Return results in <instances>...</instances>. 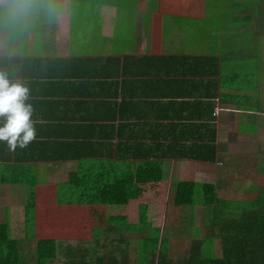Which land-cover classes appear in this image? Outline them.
Returning <instances> with one entry per match:
<instances>
[{
    "label": "crops",
    "instance_id": "0c3cea01",
    "mask_svg": "<svg viewBox=\"0 0 264 264\" xmlns=\"http://www.w3.org/2000/svg\"><path fill=\"white\" fill-rule=\"evenodd\" d=\"M0 75L28 89L33 120L43 121L25 149L0 142V224L18 242L19 264H35L44 239L58 246L50 264H159L152 244L179 243L152 225L165 204L154 199L172 195L173 182L222 183L218 197L230 202L221 194L264 191L229 186L264 175V0H0ZM146 165L164 170L133 205L149 203L146 224L132 208L79 200ZM92 218L93 234L72 233ZM219 257L216 246L204 259Z\"/></svg>",
    "mask_w": 264,
    "mask_h": 264
},
{
    "label": "trees",
    "instance_id": "16d2710c",
    "mask_svg": "<svg viewBox=\"0 0 264 264\" xmlns=\"http://www.w3.org/2000/svg\"><path fill=\"white\" fill-rule=\"evenodd\" d=\"M215 150L211 151L212 158L209 162L216 161L217 151ZM198 159L200 158L198 157ZM130 174L131 176L127 178L104 179L100 192L79 194L78 198L80 201L90 204H106L108 207L118 208L120 211H124L127 207L132 208L134 211L132 217H136L137 223L146 224L151 213L149 203L140 204L137 209L133 208V205L136 203L135 200H138L143 194L140 186L163 181L164 170L162 166L156 168L146 165L137 170L131 168ZM133 174L135 175L133 176ZM219 184H197L198 190L196 189V192L192 193V201L196 205L204 204L210 214L214 213L215 222L210 227L209 233L211 238L217 241L216 246L221 252V257L211 259V261L205 260L202 257V242H196L200 244L193 242L190 258L186 264H193V255L198 257L199 264H264V191L245 192L241 197L239 196V200L237 199L242 203L236 208L234 207L232 211L231 206L234 202L218 197ZM176 187L177 184L174 189ZM175 192L177 193V189L174 190ZM200 195L202 197H199ZM132 201H134L133 205ZM30 202L31 207L25 205V216H30L34 211L35 202L33 199ZM205 228L208 231L209 227ZM152 245L155 249L160 245L159 264H169L167 255L163 254V250L167 246L169 247L164 239L161 243L155 241ZM140 248L143 250V246ZM35 251V264H50L57 257V242L52 239L39 240L36 243ZM18 252V242L11 238L9 227L0 224V264H19ZM196 263L198 264V261Z\"/></svg>",
    "mask_w": 264,
    "mask_h": 264
},
{
    "label": "rangeland",
    "instance_id": "374dc122",
    "mask_svg": "<svg viewBox=\"0 0 264 264\" xmlns=\"http://www.w3.org/2000/svg\"><path fill=\"white\" fill-rule=\"evenodd\" d=\"M232 12V11H230ZM264 151V149H263ZM264 156V155H261ZM223 165H220V167H222ZM256 171H254V173H251L250 171L247 172L246 176H239L238 178H236V181L232 182L231 185L232 187H235L234 189H238L240 186H257L258 185H263L264 186V175H262V171L259 172L258 174L255 173ZM239 179V180H238ZM188 180L186 181H181V183H178V181H176L175 183L173 182V186H172V192L174 191V186L175 184H177V186H179L180 188H178L179 190L177 191V193L173 192V194H169L168 195H163V194H159L157 198H155L154 200L157 203V205L161 204L160 200L162 199L164 203H162L163 205L158 206L156 209H154L153 211V215H152V225L153 227L158 226L159 229H162L161 227H165L167 229L166 233L170 234V235H174V239L176 243L174 244V247L172 249L168 248V246L165 248V250H163V254L167 255V261L169 262V264H178L177 262L179 260H181V253L184 249V244L185 241L184 239H186V236L191 233L192 234V238L193 240L196 241H192V243H189V247L188 249H191V246L194 242V244H200V243H196V242H202L201 243V251H202V257H207L208 255H210L212 253V250L214 249V252H216V242L215 244L212 243L214 241V238L211 237H206V234L203 235L202 233V222L206 221L207 226L209 227L208 232H210V227H212V224L215 222V215L210 214L209 209L204 207V204L200 205L201 211L198 213V208L196 203H194L192 201L193 197H192V193L194 191L193 186H196L197 183H194V180H196V178H189L186 179ZM242 181V182H241ZM228 184V181H223V185ZM221 185V184H220ZM167 186V185H166ZM228 186V185H227ZM181 187H184V189ZM167 189V187L165 188ZM165 189H163L164 191H166ZM242 195H240L241 197ZM199 197H202L201 195ZM221 197L224 198H235L233 200L234 204H232L231 209L233 211L234 207L236 208L237 206H239L242 201L238 202V198L236 194H229L228 197H225V194H221ZM238 199V200H237ZM134 201H132V205ZM168 202V203H166ZM137 213V212H136ZM190 217H192L194 219V221H200V227H197L196 223H194V227L189 228L188 225H191V221H190ZM136 217H134V222H137V220L135 219ZM196 221V222H197ZM90 224L91 225H81V229H77V231H72V233H76L77 235L81 232H85L86 235H89L91 230L93 234V229H94V225H95V221L94 218H92L90 220ZM48 227L47 225H42L41 229H46L45 228ZM168 226H170V228H168ZM79 227V226H78ZM68 229V228H67ZM144 229V228H142ZM149 229H152L151 227ZM48 236H55V235H60L62 234V236L64 237L65 234V229L63 231V227H60L59 225H56L55 227H48ZM83 230V231H82ZM151 231V230H150ZM200 231L201 234L198 236L197 232ZM61 233V234H60ZM22 235V234H20ZM81 235V234H80ZM44 234L40 233V237H43ZM76 236V235H74ZM135 236L137 237H142L143 233L142 231H137ZM91 237V236H90ZM137 237V238H138ZM204 237V238H203ZM198 240V241H197ZM209 240V241H206ZM182 243V244H181ZM181 245V246H180ZM171 247V246H170ZM187 248V247H186ZM218 250V247H217ZM218 252H220L218 250ZM193 258V264H197L196 262L198 261L199 264V259L196 255L192 256ZM174 261V262H173ZM183 261V260H182Z\"/></svg>",
    "mask_w": 264,
    "mask_h": 264
},
{
    "label": "clouds",
    "instance_id": "9594fccd",
    "mask_svg": "<svg viewBox=\"0 0 264 264\" xmlns=\"http://www.w3.org/2000/svg\"><path fill=\"white\" fill-rule=\"evenodd\" d=\"M29 91L19 83H10L0 75V142H6L9 150L25 149L37 138L34 109L27 103Z\"/></svg>",
    "mask_w": 264,
    "mask_h": 264
},
{
    "label": "built area",
    "instance_id": "2783aa9c",
    "mask_svg": "<svg viewBox=\"0 0 264 264\" xmlns=\"http://www.w3.org/2000/svg\"><path fill=\"white\" fill-rule=\"evenodd\" d=\"M216 114H218V111L216 112Z\"/></svg>",
    "mask_w": 264,
    "mask_h": 264
}]
</instances>
